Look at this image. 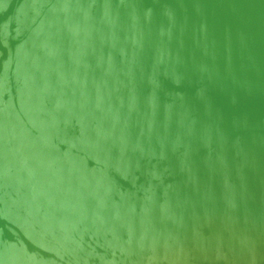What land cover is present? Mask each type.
Instances as JSON below:
<instances>
[{
  "label": "water",
  "instance_id": "water-1",
  "mask_svg": "<svg viewBox=\"0 0 264 264\" xmlns=\"http://www.w3.org/2000/svg\"><path fill=\"white\" fill-rule=\"evenodd\" d=\"M0 264H264V0H0Z\"/></svg>",
  "mask_w": 264,
  "mask_h": 264
}]
</instances>
